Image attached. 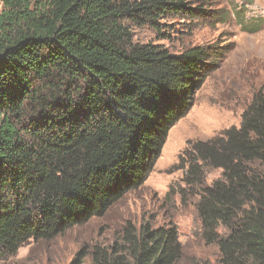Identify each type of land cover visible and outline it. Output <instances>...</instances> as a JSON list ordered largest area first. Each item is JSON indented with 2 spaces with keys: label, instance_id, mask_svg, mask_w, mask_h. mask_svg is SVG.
I'll list each match as a JSON object with an SVG mask.
<instances>
[{
  "label": "trees",
  "instance_id": "16d2710c",
  "mask_svg": "<svg viewBox=\"0 0 264 264\" xmlns=\"http://www.w3.org/2000/svg\"><path fill=\"white\" fill-rule=\"evenodd\" d=\"M195 1L0 0V259L105 215L147 180L209 54L138 44L134 30L162 34V21L201 12ZM178 168L220 263L264 264V88L240 127L195 142ZM207 170L221 177L208 185ZM182 254L177 227L150 223L91 252L92 264Z\"/></svg>",
  "mask_w": 264,
  "mask_h": 264
},
{
  "label": "rangeland",
  "instance_id": "374dc122",
  "mask_svg": "<svg viewBox=\"0 0 264 264\" xmlns=\"http://www.w3.org/2000/svg\"><path fill=\"white\" fill-rule=\"evenodd\" d=\"M192 15L171 16L159 34L151 27L134 30L138 44H158L172 53L198 49L209 54L194 104L170 131L153 171L105 215L78 225L50 241H29L0 264H92L95 246L121 243L125 227L150 223L175 226L183 254L177 264H221L218 247L203 239L198 198L185 187L180 156L195 142L209 141L240 127L253 95L264 88V0H196ZM207 170V184L221 177ZM188 190L184 195L182 190ZM224 233L223 229H219Z\"/></svg>",
  "mask_w": 264,
  "mask_h": 264
}]
</instances>
